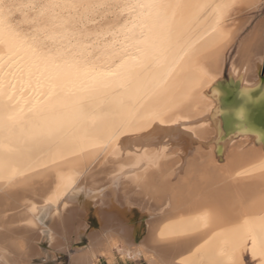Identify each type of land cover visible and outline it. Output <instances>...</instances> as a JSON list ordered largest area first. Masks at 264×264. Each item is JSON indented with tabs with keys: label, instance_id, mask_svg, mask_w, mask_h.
I'll return each instance as SVG.
<instances>
[{
	"label": "bare ground",
	"instance_id": "6f19581e",
	"mask_svg": "<svg viewBox=\"0 0 264 264\" xmlns=\"http://www.w3.org/2000/svg\"><path fill=\"white\" fill-rule=\"evenodd\" d=\"M92 2L109 7L63 11L65 29L27 7L0 25L27 44L47 27L42 51L73 62L53 79L0 44V264H264V19L225 75L253 18L237 13L264 3L165 0L144 19L122 5L146 0ZM69 40L78 55L59 54Z\"/></svg>",
	"mask_w": 264,
	"mask_h": 264
},
{
	"label": "snow or ice",
	"instance_id": "6c2138e0",
	"mask_svg": "<svg viewBox=\"0 0 264 264\" xmlns=\"http://www.w3.org/2000/svg\"><path fill=\"white\" fill-rule=\"evenodd\" d=\"M165 0H146L144 3H133V4H124L122 7L128 9H145L147 12L143 14L144 19H150L154 15L159 16L160 10L166 9L170 7ZM230 4H223L220 7L228 8ZM27 7L32 9L33 11L38 12V17L43 18L46 14L50 15V23L53 28L65 29V25L67 23L61 16V12L63 11H75L81 15H87L92 12H97L99 9L109 7L108 3H94L92 0H34V2H30L26 5L16 4V3H4L0 0V25H2L7 19L5 13L10 14L13 9ZM59 10V11H57ZM47 27L38 28L36 33L32 37V43L27 44L24 41L19 39L17 33H14L10 30L4 29L0 26V44H7L9 48V55H14L18 51L23 50L27 52L30 57L35 61H42L45 65H50L52 69V78L55 79L59 77L64 72V65L73 66V62L70 60H65L64 65L56 64L54 62L53 57L46 55L42 49L46 47L47 37L44 33L47 32ZM76 33L68 32L67 30H63L59 33V36L56 37L61 43L63 40L71 37L75 39ZM73 45L71 40L68 41V46L64 48L63 51H60V55H65L67 53H71L72 55H78L77 52H73ZM3 60V57L0 56V61ZM2 66V65H0ZM4 81L0 79V93L3 92ZM3 106H0V112H3ZM81 113L83 109H80ZM9 120H15L17 117L15 115H10L8 117ZM4 123L3 120H0V130H3ZM261 227L264 229V218L261 219ZM255 245V241L253 242ZM226 264H232L231 258Z\"/></svg>",
	"mask_w": 264,
	"mask_h": 264
},
{
	"label": "rangeland",
	"instance_id": "374dc122",
	"mask_svg": "<svg viewBox=\"0 0 264 264\" xmlns=\"http://www.w3.org/2000/svg\"><path fill=\"white\" fill-rule=\"evenodd\" d=\"M114 13H115L114 10H111L109 12L105 11L103 13H100L101 16H98V18L89 25V29H93V27L99 28L100 26L104 27V25H106L107 23H110L111 21H113L115 19ZM251 17H253L251 20V24L249 26H247L246 30L239 37V40L237 41L236 45H234V47L232 48V51L230 50L228 53L229 58H228L227 64H226V71H225L226 76H228V69H229L230 63H232L231 61L234 60V58L236 57V55L238 53L237 51L239 48V44H241L243 39H245L249 35L251 30L255 26H257V24H259L261 20L264 19V7L261 10V12H259L257 14H252V15L247 14V12H242V13L238 12L237 16L235 17V20H236V23H238L240 25V24H242V22L244 23L248 18H251ZM240 19L243 21H241ZM223 163H224L223 161L219 162L220 165H222ZM123 258L124 257L122 255L118 254V255H116L115 259L112 261V263H110L107 258L99 256L98 259L96 260V262H97L96 264H148V261L146 259H143V258H139L137 260H124ZM42 262L43 261L41 260V261H38L36 264H48L46 262H43V263ZM69 262H70V257H69V255H67V256H65V264H70ZM245 264H257V259L252 255V253L248 252L246 254Z\"/></svg>",
	"mask_w": 264,
	"mask_h": 264
},
{
	"label": "clouds",
	"instance_id": "9594fccd",
	"mask_svg": "<svg viewBox=\"0 0 264 264\" xmlns=\"http://www.w3.org/2000/svg\"><path fill=\"white\" fill-rule=\"evenodd\" d=\"M261 3H264V0H261Z\"/></svg>",
	"mask_w": 264,
	"mask_h": 264
}]
</instances>
